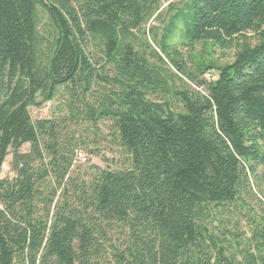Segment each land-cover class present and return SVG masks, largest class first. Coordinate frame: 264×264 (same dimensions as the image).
<instances>
[{"label": "trees", "instance_id": "16d2710c", "mask_svg": "<svg viewBox=\"0 0 264 264\" xmlns=\"http://www.w3.org/2000/svg\"><path fill=\"white\" fill-rule=\"evenodd\" d=\"M160 3L0 0V264H264V0L169 4L153 47ZM102 127L126 166L77 183Z\"/></svg>", "mask_w": 264, "mask_h": 264}, {"label": "rangeland", "instance_id": "374dc122", "mask_svg": "<svg viewBox=\"0 0 264 264\" xmlns=\"http://www.w3.org/2000/svg\"><path fill=\"white\" fill-rule=\"evenodd\" d=\"M186 0H161L160 3V10L161 17L159 20H154L155 16L147 22V24L143 27V30L145 31V39L150 42V44L154 47V45L151 43V35L152 31L150 32V37L147 35L148 30H153L154 33L157 35H161L164 25L166 21L168 20L169 13L166 12L168 5L171 4L175 7H181L182 4ZM42 24H45V18L43 15L40 17ZM139 37L137 39L142 40L143 37H141V34H138ZM201 51L200 47H196L194 50V53L197 55ZM209 50L206 49L204 52H208ZM182 52L186 56L187 51L185 49H182ZM212 57L216 60L217 64L221 65L224 63H228L232 61L233 57V51H219L215 49L214 51L211 50ZM206 53H204V56H206ZM207 78V77H206ZM61 96V95H60ZM57 97L55 100L46 102L40 107H30L29 108V115L32 121L37 120H46L51 119L53 117H57L59 115L58 108L60 104L63 101L62 97ZM101 133L93 136L88 135V139L90 142L93 143V147L91 148L94 152V155L87 154L84 150L79 149L77 153H81L83 155V159H77V156L75 158V163L72 169V175L74 179H76L77 183H80L81 180H88L90 177H92L98 169L100 170H106V169H119L122 167H125L126 164L124 162L123 156L120 154L119 149L116 147L115 142L108 136V131L106 128H101ZM91 143V144H92ZM29 150L28 145H24L21 148V152L26 153ZM11 160V156L7 157L1 172V177H5L7 175V172L9 170V162ZM257 176H261V171L259 170L256 174ZM11 176V175H10ZM251 184L253 186V191L257 195L258 199L261 202H258L257 200L250 199L249 205L251 208H253V211L257 214V221L259 219H263L264 221V194L258 195L257 191V184L255 182V179L251 181ZM259 188V187H258ZM260 188H264L263 184H260ZM232 211V210H231ZM238 216L235 217L239 221V229L240 233H244L246 237L248 236V230H249V222L248 218L249 215L245 210H241L238 212ZM215 224H213L214 226Z\"/></svg>", "mask_w": 264, "mask_h": 264}, {"label": "built area", "instance_id": "2783aa9c", "mask_svg": "<svg viewBox=\"0 0 264 264\" xmlns=\"http://www.w3.org/2000/svg\"><path fill=\"white\" fill-rule=\"evenodd\" d=\"M77 159H83L84 160L83 155L81 153H77Z\"/></svg>", "mask_w": 264, "mask_h": 264}]
</instances>
